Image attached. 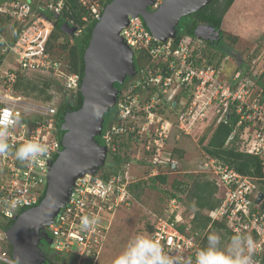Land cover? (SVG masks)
Listing matches in <instances>:
<instances>
[{
	"label": "built area",
	"instance_id": "obj_1",
	"mask_svg": "<svg viewBox=\"0 0 264 264\" xmlns=\"http://www.w3.org/2000/svg\"><path fill=\"white\" fill-rule=\"evenodd\" d=\"M77 1L94 20L103 12L105 0ZM162 1L153 0L149 8H158ZM65 3L0 0V15L6 17L10 27L8 33L0 30V120L9 121L10 146L8 153L0 155V264H23L12 258L7 247V226L24 210L39 203L46 188L49 164L63 148L55 98L35 102L17 93L14 85L18 74L54 78L64 94L74 95L80 87V75L67 72L62 62L45 48L53 29V21L46 14L57 17ZM80 31L77 29L74 34ZM120 35L137 67L134 77L119 90L115 115L100 135L101 145L107 153H115L124 140L128 150L134 149L140 155L131 157L114 173L104 176L97 171L75 180L55 222L45 226L53 250L70 254L78 262H94L115 210L129 205L130 185L139 180L131 165L144 163L147 177L176 170L178 162L167 144L172 131H176L173 138L177 140L190 136L206 121L216 125L234 120L228 141L236 137L239 150L259 157L261 175L255 178L240 174L220 159L203 153L200 173L217 186L219 198L217 206L205 212L209 225L201 232H192L189 220L193 213L184 218L181 199L172 197L162 213L154 215L150 237L173 259L195 264L208 228L214 221L222 222L230 235L250 238L251 249L246 247V254L251 255L252 264H260L264 257V209L259 204L264 201V194L255 191V181L264 185V57L246 61L225 82L218 79L221 67L205 59L197 37L183 35L176 43L173 39L158 41L139 16H129ZM27 141L47 146V152L34 163H21L15 157L16 149ZM260 193L263 197L257 200ZM12 201L16 202L15 208L9 207ZM83 215L98 216L99 223L92 230L82 231ZM179 225L184 226V231Z\"/></svg>",
	"mask_w": 264,
	"mask_h": 264
},
{
	"label": "water",
	"instance_id": "obj_2",
	"mask_svg": "<svg viewBox=\"0 0 264 264\" xmlns=\"http://www.w3.org/2000/svg\"><path fill=\"white\" fill-rule=\"evenodd\" d=\"M211 0H163L151 10L153 0H109L98 17L84 52L83 76L79 87L81 107L65 113L59 128L62 150L49 164L47 183L39 203L24 210L7 230L11 256L23 264H45L40 250L41 240L47 237L45 226L55 222L66 205L77 178L94 175L107 158V149L97 141L101 135L105 114L114 109L122 84L133 73L135 60L120 35L129 16H139L158 41L174 39L176 27L185 16L200 10ZM63 28L71 37L75 26ZM218 31L202 24L198 39H218ZM172 168H175L172 165ZM263 194L258 195L260 200Z\"/></svg>",
	"mask_w": 264,
	"mask_h": 264
},
{
	"label": "trees",
	"instance_id": "obj_3",
	"mask_svg": "<svg viewBox=\"0 0 264 264\" xmlns=\"http://www.w3.org/2000/svg\"><path fill=\"white\" fill-rule=\"evenodd\" d=\"M65 1V7L57 17L54 18V16H52L51 14H46V16L53 21V29L47 39L45 48L51 53V55L62 62L63 67L67 72H77L80 75L81 79L83 76L85 47L97 20L92 19L89 15V11L77 0ZM233 1L234 0H211L200 10H197L189 16H185V19H190V25H184V29L179 30L178 26L181 25L179 24L176 27V36L173 39V42L176 43L183 35L194 37L196 24H209L214 28V30H217L219 33L217 35L218 39H214L210 42L211 51L209 53L208 63L213 64L215 67H218L222 58L234 57V62L236 64L235 69L244 67V59H241L240 54L236 55L238 52L234 51L233 49V45L236 40H238V37L222 30L223 18L232 5ZM108 2L109 0H105L104 8L108 4ZM104 8L102 9V11L104 10ZM83 18H85L86 20H84ZM141 21L145 25V27H147L142 19ZM65 25L75 26L81 31L71 37L64 32L63 28L66 27ZM0 30H3L6 33L10 31V27L7 24L6 17L3 15H0ZM62 35L71 39V43L68 44V42H66L64 44H56L55 41ZM224 37L225 39L229 40V42H226L224 40ZM55 47L59 48V52L56 51V53L54 51ZM64 51H66L67 53L64 54ZM261 79H263L262 76ZM55 84L58 87L54 89V86H56ZM122 84H124V82ZM14 89L21 95L27 97L31 96L32 98L41 101H50L55 97V92L62 90L58 85V82L54 80V78L42 77L41 75L35 73L30 75L19 73L17 82L14 85ZM34 92H36V94H33ZM81 104L82 97L79 91L76 94L72 95V98L63 95L62 100L58 102V108L64 105L63 111H60V114L58 115V123L62 122L63 117L68 110H77L81 107ZM114 115L115 110H113V115L109 120L105 119L104 116L102 132L105 130L109 122H111ZM60 123L58 124L59 126ZM233 123L234 120L230 124L218 123L214 125L210 131V135L206 143L202 147L203 153H207L212 157L220 159L240 174L257 178L261 175L259 157L254 154L239 150L236 137L228 141V137L233 128ZM211 125L213 124L211 123ZM175 132V130L172 131L170 137H173ZM59 137L61 138L62 134L59 135ZM203 139L204 138L201 139V142L203 141ZM97 141L99 144H102L100 136L97 137ZM118 147L119 148L115 153H107L105 164L102 167V169L105 168L107 170L104 172L102 171L104 176L114 173L122 166L124 162L131 158L128 154V145L124 143V140H122L118 144ZM172 155L175 160H178L182 158L183 152L179 148L173 147ZM140 165L144 166V163H140ZM172 173L176 175L177 170H168L165 173H159L158 175L147 177V179L135 181L130 185L131 199L133 195L139 196L142 193L144 186L155 188L156 184H166L168 175H171ZM201 175L203 176L201 178L187 175V178L185 179L175 176L170 183V187L173 188L174 191L169 189L164 192L166 194V198L164 199L165 204L172 197H179L181 199V195L187 192L186 195L188 196L189 201H192L190 208L193 210V217L189 220V222L191 223L192 232H201L207 228L210 223V218L205 212L216 207L219 202V198L217 197V186L205 175ZM189 179H191V181ZM255 182V191H260L264 194V185L262 184V182L258 180ZM165 204L163 205V207L165 206ZM163 207L161 208V211L156 215L162 213ZM259 208L264 209V201L259 204ZM184 216L186 215L184 214ZM13 222L14 221L8 224L7 229L10 228ZM178 228L181 231H184L183 225H179ZM220 229H224L225 233H227L230 237L232 236L229 234L228 230L222 222L214 221L208 228L204 246L207 244L208 234L212 233L214 230ZM152 230L153 225L150 233H152ZM7 247L11 250L9 241L7 243ZM58 257L59 256H56V258ZM260 264H264V257L261 259Z\"/></svg>",
	"mask_w": 264,
	"mask_h": 264
},
{
	"label": "rangeland",
	"instance_id": "obj_4",
	"mask_svg": "<svg viewBox=\"0 0 264 264\" xmlns=\"http://www.w3.org/2000/svg\"><path fill=\"white\" fill-rule=\"evenodd\" d=\"M237 1L238 0H236V2ZM236 2L234 3L235 5L231 6L232 8L230 7L225 14L222 22V30L238 37V40H236L233 45V49L238 52L236 55L240 54V57L241 59H244V62L250 61L252 58H256L258 56L262 59L264 57V0H240L237 4ZM226 17L229 18L227 19ZM189 21L190 19L184 18L180 23L181 25L178 26L179 30L184 29V25H190ZM224 40L229 42V40L225 39V37ZM66 42L70 44L71 39L64 35L60 36L55 41L56 44H64ZM54 51L59 52V48L55 47ZM63 53L66 54L67 52L64 51ZM208 53L210 52L208 51ZM205 59L209 60V54L205 55ZM234 59V57L221 59L220 64L218 65L221 67V70L218 72L219 80L227 82L231 78L232 72L236 68ZM260 63L263 64V62ZM56 87L58 86H54V89ZM33 94H36V92ZM54 94L55 101L58 103L62 100L64 92L60 90ZM65 94H67V92ZM67 96L69 98L72 97V93L69 92ZM27 98L35 102L41 101L34 99L31 96H28ZM112 115L113 109L109 110L105 114V119L109 120ZM170 116L167 117L170 118ZM213 126L214 124L211 125V121H206L199 124L190 136H180L177 140L173 137L169 138L167 141L168 147L179 148L183 152L182 158L177 160L178 164L176 168V175L173 173L168 175L166 184H156L155 188L144 186L142 193L139 196H132L129 205L122 206L115 210L114 216L105 235L103 245L101 246L102 248L94 262H78L72 255L63 253H57V256H59L58 258L50 257L51 261L55 264H112L113 259L121 251H123L124 247L133 236L143 234L150 237L154 215L159 213L165 204L164 199L166 198V194L164 192L169 189L174 191V189L170 187L173 177L176 176L183 179L187 178V175H192L197 178L203 177L201 175L203 173H200L201 170L199 168V160L203 154L202 147L206 143ZM202 138L204 139L201 142ZM128 154L132 158L136 155H140L134 149L129 150ZM131 166L137 170L136 176L139 180L147 179L144 172V166L138 164H132ZM98 171L99 173H103L107 170L105 168H101ZM189 180L191 181V179ZM186 193L181 195V202L184 207V214L186 215L184 218H187L193 211L190 208L192 201H189ZM213 232L221 236L224 244L228 243L230 236L224 232V229L214 230ZM42 242L45 250L47 252H51L49 251V248L53 249V247L49 246V244L47 245L43 240ZM47 252H43L44 257L46 258ZM48 255L50 256V253Z\"/></svg>",
	"mask_w": 264,
	"mask_h": 264
},
{
	"label": "clouds",
	"instance_id": "obj_5",
	"mask_svg": "<svg viewBox=\"0 0 264 264\" xmlns=\"http://www.w3.org/2000/svg\"><path fill=\"white\" fill-rule=\"evenodd\" d=\"M8 128L9 121L7 119L0 120V155L9 152ZM46 152V145L35 141H27L16 149L15 157L21 163H34ZM9 207L15 208L16 202L12 201ZM98 223V216L83 215L80 217V229L82 231L92 230ZM246 247L250 251V238L236 234L230 237L227 244H224L221 236L213 232L208 234L207 244L198 250L195 264H252L251 255L246 254ZM112 264H183V262L166 254L155 239L137 234L129 240L123 251L113 259Z\"/></svg>",
	"mask_w": 264,
	"mask_h": 264
},
{
	"label": "flooded vegetation",
	"instance_id": "obj_6",
	"mask_svg": "<svg viewBox=\"0 0 264 264\" xmlns=\"http://www.w3.org/2000/svg\"><path fill=\"white\" fill-rule=\"evenodd\" d=\"M202 24L201 23H198V24H196V26H195V31H194V38H196V33H197V31H198V29L200 28V26H201ZM190 37H192V36H190ZM193 38V37H192ZM212 40H210V39H203V38H200V40H199V42H201V46H202V48H203V51L205 52V54H209L208 53V51L210 52V49H211V45H210V42H211ZM137 67V63H136V60H135V67H134V69ZM134 77V71H133V73H130V75L129 76H127V78L124 80V83H126V82H128V81H130L132 78ZM123 86V84H119V90L121 89V87ZM65 96H67V94H64ZM68 97V96H67ZM70 98H72V97H70ZM64 106V105H63ZM63 106H61L60 108H58V115L60 114V111H63V109H64V107ZM114 110V109H113ZM69 111V110H68ZM67 111V112H68ZM59 133H60V135L62 134H64V131L62 132V130L59 128ZM47 237H48V239L51 241V237H50V235H49V233H47ZM43 241H45V243L48 245L49 243L46 241V240H43ZM42 240H41V243H40V245H39V247H40V250L42 251V253L43 252H47L46 250H45V247H44V245H42ZM49 246H51L50 244H49ZM43 249V250H42ZM49 251H51V252H47V254H46V256H47V258L45 257V261L44 262H46L45 264H55L54 262H52L51 261V259H50V257H56L57 256V253L53 250V249H50L49 248ZM50 253V256L48 255ZM43 255H44V253H43ZM49 256V257H48Z\"/></svg>",
	"mask_w": 264,
	"mask_h": 264
},
{
	"label": "crops",
	"instance_id": "obj_7",
	"mask_svg": "<svg viewBox=\"0 0 264 264\" xmlns=\"http://www.w3.org/2000/svg\"><path fill=\"white\" fill-rule=\"evenodd\" d=\"M239 1H240V0H238V1L236 2V0H234L231 6H234V5H235V4H234L235 2H236V4L239 3ZM231 6H230V7H231ZM231 8H232V7H231ZM229 9H230V8H229ZM229 9H228V10H229ZM226 18H227V17H226ZM228 18H229V17H228ZM228 18H227V19H228ZM227 19H226V20H227ZM226 24H227V23H226Z\"/></svg>",
	"mask_w": 264,
	"mask_h": 264
}]
</instances>
